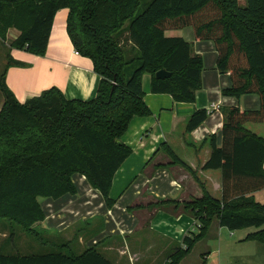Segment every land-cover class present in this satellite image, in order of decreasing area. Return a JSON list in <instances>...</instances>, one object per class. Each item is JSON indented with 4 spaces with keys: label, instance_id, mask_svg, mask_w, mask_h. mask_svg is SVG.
<instances>
[{
    "label": "trees",
    "instance_id": "1",
    "mask_svg": "<svg viewBox=\"0 0 264 264\" xmlns=\"http://www.w3.org/2000/svg\"><path fill=\"white\" fill-rule=\"evenodd\" d=\"M140 6L141 0H0V38L5 41L9 29L16 28L20 34L10 47L36 55L46 54L55 16L68 8L67 32L75 50L93 61L99 76L90 99H68L53 86L21 102L2 74L0 219L37 237L34 225L45 219L40 200L76 193L75 173L86 176L108 206L115 203L110 196L114 176L132 153L121 138L133 117L151 114L143 75L152 76L153 93H169L180 102H194L202 87V56L191 42L166 35L190 25L197 40L215 42L217 68L232 79L224 94L255 93L261 105L257 110L223 108L222 145L211 136L213 151L204 165L221 170L222 197L203 187L202 197L184 203L199 232L186 235L166 264H180L213 219L231 231L256 227L245 240L264 244V202L254 194L264 188V137L246 127L264 123V0H246L245 6L239 0H150ZM12 65L24 63L9 55L7 68ZM160 69L171 76L157 78ZM207 117L206 109L197 110L187 131ZM0 264L116 263L93 246L81 254L29 255L7 254L0 247Z\"/></svg>",
    "mask_w": 264,
    "mask_h": 264
},
{
    "label": "crops",
    "instance_id": "2",
    "mask_svg": "<svg viewBox=\"0 0 264 264\" xmlns=\"http://www.w3.org/2000/svg\"><path fill=\"white\" fill-rule=\"evenodd\" d=\"M239 3L242 5L241 0ZM68 14V8L57 12L45 55L10 47L20 34L16 28L9 29L5 41L0 38L3 69L0 75L5 73L6 85L19 101L25 102L53 86L62 90L68 99L87 100L96 95L99 76L93 61L75 50L67 32ZM166 35L191 42L194 52L203 58L202 87L196 92L195 101L180 102L169 93H153L152 76L144 74V101L151 114L133 117L121 138L132 153L114 176L110 196L115 203L108 206L102 193L86 176L75 173L72 180L76 193L40 200L45 219L34 225L37 237L0 219V247L5 252L15 251L16 235L28 233L43 244L53 242L74 254L95 246L116 264H166L186 235L199 232L195 216L184 208V203L202 197L203 187L213 197H222L221 170L205 169L204 165L213 151L211 136L216 137L217 146L222 145L223 108L238 106L257 110L261 105L260 96L250 93L237 98L224 94V89L232 86V79L217 68L215 42L197 40L192 26L167 30ZM9 55L24 65L7 68ZM0 100L2 107L3 95ZM200 109L208 111L207 119L193 131H187L190 118ZM254 194L257 201L264 202V188ZM163 200L167 203L160 205ZM213 225L219 245L202 254L203 261L195 264H261V256L260 261L256 257L261 250L254 244L259 241L245 240L256 227L230 230L232 235L244 231L238 237L240 245L256 249L246 252L243 247L223 244L224 229L228 228L221 226L217 219H213L203 239H207ZM259 243L264 249V244ZM192 251L180 264H191Z\"/></svg>",
    "mask_w": 264,
    "mask_h": 264
},
{
    "label": "rangeland",
    "instance_id": "3",
    "mask_svg": "<svg viewBox=\"0 0 264 264\" xmlns=\"http://www.w3.org/2000/svg\"><path fill=\"white\" fill-rule=\"evenodd\" d=\"M150 0H141V6L140 10L145 7V5L149 2ZM241 4L245 5L246 1L241 0ZM190 26V25H189ZM172 30V29H171ZM177 33V32H175ZM177 35V34H175ZM130 45V43H127ZM31 53V52H29ZM33 54V53H32ZM35 55V54H34ZM2 66V65H1ZM2 67H0V71L2 72ZM150 74V73H145V75ZM2 75H0L1 77ZM3 93H1L0 90V99L2 97ZM2 101L0 100V107H1ZM246 127L249 128L251 131H255L261 136H264V123H247ZM262 129V132L260 131ZM260 131V132H259ZM215 225H213L212 229L210 230V233L207 237V239H203L202 241L198 242V244L193 248L192 254L189 257V263L195 264L197 262L203 261V256L202 254H205L212 249L215 250L217 249L219 243L217 241L216 237V231H215ZM244 234V231H237L234 235L231 234V231L229 229H224L223 233V244L229 245V246H239L243 247L244 245H240L241 243L238 241L239 235ZM70 236V234H68ZM19 239V240H18ZM3 241V240H2ZM19 242H22L19 243ZM12 243V242H11ZM15 245V251L10 252L6 251L5 253H13V254H22V255H29V254H41V253H48V252H55V251H63L66 253H69L67 248L60 249L57 247V244L52 243H41L39 240L34 238L33 236L29 235L28 233H23L22 236L16 235L15 241L13 242ZM250 244V243H247ZM257 246L258 250L260 249L261 252L257 253V261H260V256H261V264H264V249L262 244L259 242H254ZM77 248V247H76ZM246 252H255L256 249H253L252 247H243ZM208 255V254H206ZM216 258V255L213 256L212 260L214 261ZM258 263V262H257ZM240 264V262H238Z\"/></svg>",
    "mask_w": 264,
    "mask_h": 264
},
{
    "label": "water",
    "instance_id": "4",
    "mask_svg": "<svg viewBox=\"0 0 264 264\" xmlns=\"http://www.w3.org/2000/svg\"><path fill=\"white\" fill-rule=\"evenodd\" d=\"M155 76L157 78H166V77H169L171 76V72L165 70V69H160L156 72Z\"/></svg>",
    "mask_w": 264,
    "mask_h": 264
},
{
    "label": "built area",
    "instance_id": "5",
    "mask_svg": "<svg viewBox=\"0 0 264 264\" xmlns=\"http://www.w3.org/2000/svg\"><path fill=\"white\" fill-rule=\"evenodd\" d=\"M197 226H198V228H199V227H200V224H198Z\"/></svg>",
    "mask_w": 264,
    "mask_h": 264
}]
</instances>
